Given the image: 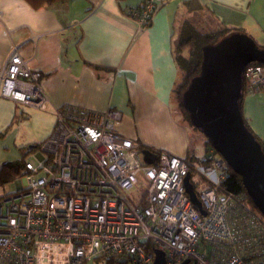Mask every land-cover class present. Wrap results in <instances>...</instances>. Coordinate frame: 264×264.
Listing matches in <instances>:
<instances>
[{"label": "built area", "instance_id": "1", "mask_svg": "<svg viewBox=\"0 0 264 264\" xmlns=\"http://www.w3.org/2000/svg\"><path fill=\"white\" fill-rule=\"evenodd\" d=\"M166 0H145L126 14L148 26ZM243 94L264 91V64L243 70ZM41 72L15 45L0 65V96L44 110ZM55 125L23 162L16 189L0 188V264H264V216L246 191L221 189L226 161L212 147L198 172L201 214L185 192L186 159L160 151L143 161L134 140L119 135L122 114L71 104L54 109Z\"/></svg>", "mask_w": 264, "mask_h": 264}, {"label": "crops", "instance_id": "2", "mask_svg": "<svg viewBox=\"0 0 264 264\" xmlns=\"http://www.w3.org/2000/svg\"><path fill=\"white\" fill-rule=\"evenodd\" d=\"M144 1L68 0L33 8L27 0H0V65L16 45L27 65L41 72V87L49 99L40 110L0 96L1 154L18 145L20 126L40 132L38 141L17 146L24 150L31 142V151L50 133L54 109L63 104L112 108L122 114L116 124L119 135L155 154L165 151L185 158L199 193L205 178L198 169L193 173L190 161L196 158L202 166L205 146L199 157L191 146L192 131L176 115L172 98L179 78L175 48L187 22L179 25L178 18L181 12L196 14L207 8L251 37L264 35V0H166L151 23L140 27L126 9ZM247 96L242 98V115L264 137V91Z\"/></svg>", "mask_w": 264, "mask_h": 264}, {"label": "water", "instance_id": "3", "mask_svg": "<svg viewBox=\"0 0 264 264\" xmlns=\"http://www.w3.org/2000/svg\"><path fill=\"white\" fill-rule=\"evenodd\" d=\"M251 62L264 64V47H259L246 33L230 32L214 44L202 47L199 72L192 76L181 94V103L190 124L199 130L222 156L253 205L264 216V151L246 127L241 102L243 70ZM143 161L152 164L156 154L140 151ZM186 194L199 213L205 214L190 181L183 178ZM152 264H165L161 250H154ZM179 264H190L189 259Z\"/></svg>", "mask_w": 264, "mask_h": 264}, {"label": "trees", "instance_id": "4", "mask_svg": "<svg viewBox=\"0 0 264 264\" xmlns=\"http://www.w3.org/2000/svg\"><path fill=\"white\" fill-rule=\"evenodd\" d=\"M27 1L33 8H39L41 6L49 5L53 2H64L68 0H27ZM221 32H222L221 30L210 33L199 32L191 24L187 22L184 23V26L181 29V33L175 48V61L179 70V78L175 82L174 87L172 89V98L176 100L178 112L181 115L182 119L186 121L190 126L192 125L189 122L188 114L181 103V94L183 90L186 88L190 78L199 72L200 63L202 60V47L207 44H214L219 39L227 35V34H222ZM244 122L246 127L251 131L245 119ZM193 128L196 129L195 127ZM201 135L203 134L201 133ZM204 138H205L204 146L206 151V149L209 146H211V144L205 136ZM260 144L264 151V147L261 142ZM137 148L139 151L143 149H148L147 147L140 144H137ZM18 150L20 151L19 159L14 161L4 162L0 165V184H5L11 181L14 177V174L20 173L21 168H23L22 161L25 155V150H23V148H19ZM193 186L196 189L195 183H193ZM221 189L231 192L244 191L239 175H237L234 171H232L230 167L228 168L227 178L221 184ZM249 201L253 209L258 211L257 208L253 205L250 198ZM106 264H111V263L106 262Z\"/></svg>", "mask_w": 264, "mask_h": 264}, {"label": "rangeland", "instance_id": "5", "mask_svg": "<svg viewBox=\"0 0 264 264\" xmlns=\"http://www.w3.org/2000/svg\"><path fill=\"white\" fill-rule=\"evenodd\" d=\"M187 21L189 22V24H191L197 31L199 32H203V33H210V32H216L221 30L222 34H228L230 32H242L237 30V25L234 24L232 21H224L221 17L218 16H214L212 14V12L205 8L203 9L200 13H196V14H191V13H186V11L181 12L179 18H178V23L179 25H183V23ZM251 37V36H250ZM255 43L259 46V47H264V35L262 33H259V35H255L254 37H251ZM258 94V93H256ZM254 95V94H252ZM244 100H246L248 98L247 95L244 94L243 96ZM173 105H174V110L176 115L180 116L179 112H178V108L176 105V100L173 98ZM246 120V119H245ZM189 129L192 131L191 134V146L194 150L195 153L198 152L199 157L202 156L203 151V145H204V141L205 138L203 135H201V133L199 131H197L196 129H194L192 126H190L187 123ZM20 130V135L19 138H16V143H18V145L14 146L12 145L9 149L8 152L4 155L0 153V165L3 162L6 161H10V160H14L15 156L18 153V149L17 146H19V144H26L27 141H31V140H37V137L40 136V132L37 131L36 132V128L33 127H23L20 126L19 128ZM252 130V129H251ZM252 134L255 136V138H257L259 140V143L261 142L263 147H264V137H261L260 135H258V133L254 132L252 130ZM198 136V137H197ZM200 138V140H199ZM38 141V140H37ZM33 145L30 143H28L27 145H25V155L23 157V161H30L31 163L35 164V159H34V154L36 152V149L33 148L31 151L27 152V148ZM207 150V149H206ZM20 156V154H19ZM191 164V168L194 170L193 173H195V169H198V163L196 161V158L193 159ZM189 160L188 163L190 164ZM25 174V170L23 168H21L20 173H16L14 174V177L11 181L5 183V184H0V188L6 190V191H13L16 189V181L21 180L22 177ZM82 264H106V261L104 260H97V259H92L90 261L84 262Z\"/></svg>", "mask_w": 264, "mask_h": 264}]
</instances>
